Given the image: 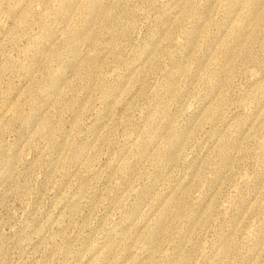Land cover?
<instances>
[{
  "label": "rangeland",
  "instance_id": "1",
  "mask_svg": "<svg viewBox=\"0 0 264 264\" xmlns=\"http://www.w3.org/2000/svg\"><path fill=\"white\" fill-rule=\"evenodd\" d=\"M25 1L0 0V264H264V0Z\"/></svg>",
  "mask_w": 264,
  "mask_h": 264
},
{
  "label": "bare ground",
  "instance_id": "2",
  "mask_svg": "<svg viewBox=\"0 0 264 264\" xmlns=\"http://www.w3.org/2000/svg\"><path fill=\"white\" fill-rule=\"evenodd\" d=\"M28 1V0H27ZM27 1H25V2H27ZM62 1V2H61ZM60 2V7H59V10H63V9H67V8H70V7H72V5H74L73 3H74V0H61ZM99 1V0H98ZM98 1L97 0H89V6H90V8L91 9H96V5H97V3H98ZM59 2V1H58ZM78 3V2H77ZM83 3V2H82ZM24 4V3H23ZM76 4V3H75ZM87 4V3H86ZM108 4V3H107ZM121 4H123V2L121 3ZM80 5V4H79ZM85 5V4H84ZM116 5V4H115ZM109 6H111V5H109ZM22 7V6H21ZM75 7V6H74ZM73 7V8H74ZM82 7V6H81ZM80 7V8H81ZM98 7V6H97ZM105 7H107V6H105ZM89 8V7H88ZM120 8H122V6L120 7ZM104 9V8H103ZM106 9V8H105ZM104 9V10H105ZM108 9V8H107ZM106 9V10H107ZM74 10V9H73ZM101 10V9H100ZM104 10H103V12H104ZM27 12V11H26ZM58 12V11H57ZM69 11H67V13H68ZM59 13V12H58ZM88 13V12H87ZM57 14V13H56ZM86 14V13H85ZM91 14V13H90ZM105 14H106V12H105ZM120 14H121V10L118 8V6H114L113 8H111L108 12H107V17H106V20H107V25L109 24V27L111 26V25H114V24H117L119 21H120V19H121V17H120ZM52 15V14H51ZM54 15V14H53ZM81 15V14H80ZM95 15V14H94ZM97 15V14H96ZM25 16V15H24ZM63 16V15H62ZM124 16V15H123ZM22 17V16H21ZM92 17V16H91ZM103 17V16H102ZM24 18V17H23ZM58 18H59V16H58ZM91 19H93V18H91ZM95 19V18H94ZM79 20V19H78ZM84 20L86 21V22H88L89 20H90V15H88V14H86L85 16H84ZM26 21V20H25ZM24 22V21H23ZM82 22V21H81ZM80 22V23H81ZM95 22V21H94ZM46 23V22H45ZM91 23V22H90ZM78 24V23H77ZM92 24H93V22H92ZM24 25V24H23ZM75 26V25H74ZM105 28V27H104ZM113 28V27H112ZM116 28V27H115ZM106 29H107V27H106ZM70 31H72V30H70ZM86 32H88V30H86ZM82 30L81 29H79V27L78 28H76V30H75V34L73 35V39H79V38H81V36H82ZM83 34H85V33H83ZM41 36V35H40ZM47 36V35H46ZM86 39H88V40H90V41H95L94 39H95V37L94 36H92V35H88V36H86ZM73 44V43H72ZM90 44V43H89ZM72 46V45H71ZM208 47V46H207ZM73 48L72 47H70V53H71V56L73 55L72 53H73V50H72ZM49 53V52H48ZM50 54V53H49ZM48 54V55H49ZM52 56V55H51ZM89 61V60H88ZM60 62V61H59ZM58 62V63H59ZM85 66L87 67L88 66V63H86L85 64ZM82 70V69H81ZM142 70V69H141ZM58 71V70H57ZM85 72V71H84ZM87 73H89V72H87ZM142 73V72H141ZM170 87V85H168V87L167 88H169ZM108 91V90H107ZM163 113V115H164V117H166V116H168V114L169 113H167V112H162ZM158 116H160V114H158ZM182 133V132H181ZM183 134V133H182ZM175 136H181L180 135V133H176L175 134ZM181 141H179V142H176L175 144H173L172 146H176V145H178L179 143H180ZM58 147V146H57ZM182 214H179V212L175 215V214H173V217L174 218H177V217H180ZM139 230V229H138ZM160 231V224H158V226H156L155 228H153V229H151L150 230V233H151V235H152V244H153V246L156 244V242L158 241L157 240V236H158V232ZM159 238H160V236H159ZM157 246V245H156ZM112 247V246H111ZM107 250V249H106Z\"/></svg>",
  "mask_w": 264,
  "mask_h": 264
}]
</instances>
